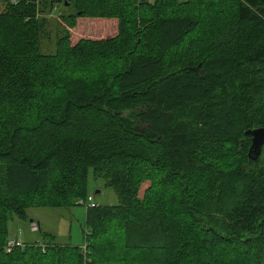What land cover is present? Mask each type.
Masks as SVG:
<instances>
[{
    "label": "trees",
    "instance_id": "1",
    "mask_svg": "<svg viewBox=\"0 0 264 264\" xmlns=\"http://www.w3.org/2000/svg\"><path fill=\"white\" fill-rule=\"evenodd\" d=\"M5 2L0 264H264V151L250 161L245 135L264 127V0ZM80 19L108 37L73 42ZM90 170L119 203L88 209L86 253L41 228L7 252L10 221L87 199Z\"/></svg>",
    "mask_w": 264,
    "mask_h": 264
},
{
    "label": "rangeland",
    "instance_id": "2",
    "mask_svg": "<svg viewBox=\"0 0 264 264\" xmlns=\"http://www.w3.org/2000/svg\"><path fill=\"white\" fill-rule=\"evenodd\" d=\"M5 0H0V12L6 7ZM60 8H56L51 16H48V27L43 36L42 52L52 53L56 51L54 42L56 37L62 36L63 30L67 28L66 23L60 17ZM86 21L87 23L83 22ZM91 21L92 23H88ZM104 20H88L80 19L79 25L71 30V38L73 42L79 39H103L107 38L104 35L87 34V32L96 33L103 31L104 24L107 22H99ZM104 23V24H103ZM82 27V28H81ZM55 48V51H54ZM49 50V51H48ZM97 193V194H96ZM94 196L95 202L98 206H115L118 205L119 199L115 190L106 184L104 178H96L93 171L90 170L88 176V196ZM86 206H72L70 208H31L27 211L28 220L22 221L18 218L10 221L9 233L11 237L22 239L25 243L39 242L42 244V233L46 232L55 237V243L60 245H69L80 247L83 250L85 246V232L87 222ZM30 220L35 223H40L41 232H32L30 227Z\"/></svg>",
    "mask_w": 264,
    "mask_h": 264
},
{
    "label": "water",
    "instance_id": "3",
    "mask_svg": "<svg viewBox=\"0 0 264 264\" xmlns=\"http://www.w3.org/2000/svg\"><path fill=\"white\" fill-rule=\"evenodd\" d=\"M245 135L251 139L248 158L253 163H257L264 151V127L248 130L245 132ZM30 224H37L40 229L39 223H35L33 220H30Z\"/></svg>",
    "mask_w": 264,
    "mask_h": 264
},
{
    "label": "built area",
    "instance_id": "4",
    "mask_svg": "<svg viewBox=\"0 0 264 264\" xmlns=\"http://www.w3.org/2000/svg\"><path fill=\"white\" fill-rule=\"evenodd\" d=\"M19 0H10V3L13 5L18 4ZM77 205L79 206H86L88 209H94L98 207L97 203L95 202L94 196H89L87 199H81L76 202ZM31 230L32 232H39V226L37 224L31 225ZM25 242L22 239L16 238V237H11L7 243L6 250L7 252H11L12 249L16 247H23ZM87 244H85L83 248V252L86 253L87 251Z\"/></svg>",
    "mask_w": 264,
    "mask_h": 264
},
{
    "label": "crops",
    "instance_id": "5",
    "mask_svg": "<svg viewBox=\"0 0 264 264\" xmlns=\"http://www.w3.org/2000/svg\"><path fill=\"white\" fill-rule=\"evenodd\" d=\"M33 222H35V221L33 220ZM37 223H39V222H37ZM39 225H40V223H39Z\"/></svg>",
    "mask_w": 264,
    "mask_h": 264
}]
</instances>
